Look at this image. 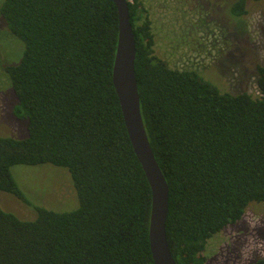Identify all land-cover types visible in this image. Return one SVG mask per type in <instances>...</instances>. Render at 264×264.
Instances as JSON below:
<instances>
[{
	"label": "trees",
	"instance_id": "16d2710c",
	"mask_svg": "<svg viewBox=\"0 0 264 264\" xmlns=\"http://www.w3.org/2000/svg\"><path fill=\"white\" fill-rule=\"evenodd\" d=\"M128 3L141 112L170 187L168 243L177 264H206L208 240L264 201V64L259 95L223 90L159 57L143 0ZM231 12L246 14L245 1ZM0 13L24 43L5 70L18 97L14 114L29 130L0 135V190L36 210L24 219L0 205V264H155L152 190L113 83L115 2L3 0ZM46 163L71 173L76 209L34 204L12 173L17 164Z\"/></svg>",
	"mask_w": 264,
	"mask_h": 264
},
{
	"label": "rangeland",
	"instance_id": "374dc122",
	"mask_svg": "<svg viewBox=\"0 0 264 264\" xmlns=\"http://www.w3.org/2000/svg\"><path fill=\"white\" fill-rule=\"evenodd\" d=\"M3 0H0V6ZM238 0H143L155 32V53L172 67L194 69L221 89L260 94L257 66L264 64V0H244L247 13L237 17ZM24 43L0 13V135L25 137L28 120L14 114L18 97L5 70L17 63ZM12 173L28 198L58 211L79 206L69 170L51 163L17 164ZM0 205L24 219L34 207L0 190ZM206 264H249L264 258V201L251 202L243 217L208 240Z\"/></svg>",
	"mask_w": 264,
	"mask_h": 264
},
{
	"label": "water",
	"instance_id": "95a60500",
	"mask_svg": "<svg viewBox=\"0 0 264 264\" xmlns=\"http://www.w3.org/2000/svg\"><path fill=\"white\" fill-rule=\"evenodd\" d=\"M119 11V40L113 70V83L119 97L125 124L134 151L152 190L149 228L150 247L155 264H177L170 249L166 222L170 187L156 159L141 112V99L135 71L136 41L127 0H113Z\"/></svg>",
	"mask_w": 264,
	"mask_h": 264
},
{
	"label": "built area",
	"instance_id": "2783aa9c",
	"mask_svg": "<svg viewBox=\"0 0 264 264\" xmlns=\"http://www.w3.org/2000/svg\"><path fill=\"white\" fill-rule=\"evenodd\" d=\"M128 1L132 2L133 0H128Z\"/></svg>",
	"mask_w": 264,
	"mask_h": 264
}]
</instances>
